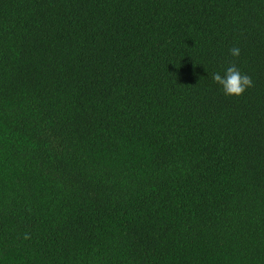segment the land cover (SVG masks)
<instances>
[{"label":"trees","instance_id":"obj_1","mask_svg":"<svg viewBox=\"0 0 264 264\" xmlns=\"http://www.w3.org/2000/svg\"><path fill=\"white\" fill-rule=\"evenodd\" d=\"M0 264H264V0H0Z\"/></svg>","mask_w":264,"mask_h":264},{"label":"clouds","instance_id":"obj_2","mask_svg":"<svg viewBox=\"0 0 264 264\" xmlns=\"http://www.w3.org/2000/svg\"><path fill=\"white\" fill-rule=\"evenodd\" d=\"M229 51L233 57L240 55L238 47H233ZM212 78L227 96H239L253 85L252 78L248 74L242 73L235 65L226 67L222 74L220 72L213 73Z\"/></svg>","mask_w":264,"mask_h":264}]
</instances>
